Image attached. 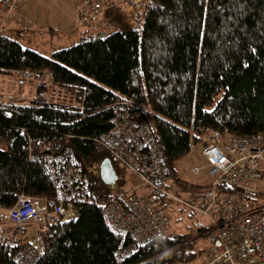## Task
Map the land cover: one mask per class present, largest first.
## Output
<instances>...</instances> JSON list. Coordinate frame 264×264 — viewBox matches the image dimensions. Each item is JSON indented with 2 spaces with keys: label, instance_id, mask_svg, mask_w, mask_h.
<instances>
[{
  "label": "trees",
  "instance_id": "16d2710c",
  "mask_svg": "<svg viewBox=\"0 0 264 264\" xmlns=\"http://www.w3.org/2000/svg\"><path fill=\"white\" fill-rule=\"evenodd\" d=\"M127 17L129 27L122 29L117 21ZM104 22V32L83 29L77 41L57 46L50 56L21 42L25 27L0 32V72H44L60 92L50 101L0 97V208L6 211L21 192L55 197L46 155L68 145L91 185V201L77 218L49 223L44 250L31 264H119L121 236L103 218L112 191L99 163L110 157L117 173L123 170L96 139L110 128L118 102L151 115L171 169L167 186L190 200L211 182L176 175L174 162L193 141L203 146L221 135L264 134V0H148L140 13L116 10ZM45 87L39 84L37 91ZM168 210L172 222L197 215L172 203ZM202 221L195 217L188 231L154 240L122 263L169 249L153 261L198 258L203 264L204 247L193 236ZM27 224L10 223L17 242L10 248L0 242V264H19L15 256Z\"/></svg>",
  "mask_w": 264,
  "mask_h": 264
},
{
  "label": "built area",
  "instance_id": "2783aa9c",
  "mask_svg": "<svg viewBox=\"0 0 264 264\" xmlns=\"http://www.w3.org/2000/svg\"><path fill=\"white\" fill-rule=\"evenodd\" d=\"M22 0H0V29L14 19L30 22L19 11ZM148 0H83L80 20L85 31L104 32L109 12L140 13ZM25 78L45 77L44 72L21 70ZM38 98L48 101L47 91ZM97 141L122 168L136 178L137 192L109 185L112 196L105 202L103 218L121 236L117 248L119 264L161 237L176 234L169 217V203L188 207L203 220L199 230H207L203 264H264V134L226 135L208 139L202 154L212 175L210 184L184 197L169 186L171 169L157 142L151 115L134 103L120 101L113 107L110 128ZM47 169L55 177V197H33L18 193L12 206L0 212V242L10 248L17 234L10 223L37 224L35 233L25 237L15 256L19 264H31L44 250L43 235L57 218L75 219L83 203L91 201L89 176L71 146L46 155ZM194 171H198L194 168ZM168 203V204H167ZM129 238L125 241L126 238ZM169 249L125 264H172L153 259Z\"/></svg>",
  "mask_w": 264,
  "mask_h": 264
},
{
  "label": "rangeland",
  "instance_id": "374dc122",
  "mask_svg": "<svg viewBox=\"0 0 264 264\" xmlns=\"http://www.w3.org/2000/svg\"><path fill=\"white\" fill-rule=\"evenodd\" d=\"M82 3L83 0H37L35 3L36 5L33 7V10L37 12L36 16L33 15V17L31 15V17L26 15L27 13L22 14L23 17L29 18L30 22H19L17 19H14L9 24L16 23L19 27H26V29L30 31L29 35L21 38L19 37L21 42L25 46H29L44 55L50 56L53 49L59 46V44L70 45L79 39V32L81 33L84 29L79 16ZM32 21L33 23H31ZM129 21V17H127V19L122 18L117 22H119L122 29H127L130 24ZM37 24L41 25L33 26ZM104 25L108 27L109 24ZM72 28H74V30L71 32ZM8 30L7 28L0 29V32L8 34L10 32ZM55 45L56 47H54ZM49 82L50 80L47 75L38 80L37 77L25 78L21 76L19 72H17V74L0 72V97L26 100L33 98L35 100L44 101L38 98L39 91H37L38 85L43 83V85L46 86L44 89L47 91L48 101L55 100L56 97L60 95V92L50 86ZM223 137V135L219 136L218 142H220ZM206 138H209V135H207ZM201 149L202 142L193 141L189 152L174 162V168L178 177L195 184H208L212 180V175L208 171V166ZM261 164L264 166V161H262ZM97 168V165H94L91 169L96 171ZM194 168H197L198 171L195 172ZM96 172L98 173V171ZM123 174V171L118 173L119 186L124 185V178L128 181L127 185L136 183V179L131 173L126 172L124 177ZM144 190L145 189L142 188L141 191ZM1 211H3V208H0V212ZM197 216L198 214L195 215V217ZM182 217H184L182 221H171L173 227L179 232L188 231L187 224L189 223L190 225L192 219H195V217L189 218L184 215H182ZM27 225V234L32 236L37 229V225L35 223L33 225H31V223ZM193 229H195V232L198 231L195 226H193ZM207 232V230L202 232L199 230V234L193 235L196 237L195 239H197V243L199 244L198 248L204 247L203 243L207 239L205 238ZM199 263L200 260L197 258L185 264Z\"/></svg>",
  "mask_w": 264,
  "mask_h": 264
},
{
  "label": "crops",
  "instance_id": "0c3cea01",
  "mask_svg": "<svg viewBox=\"0 0 264 264\" xmlns=\"http://www.w3.org/2000/svg\"><path fill=\"white\" fill-rule=\"evenodd\" d=\"M36 1L37 0H22L21 1V5H20V8H19V11H20V13L21 14H23V13H27L26 15H29V16H36V14H37V12L36 11H34L33 10V7H34V5H36L35 3H36ZM26 11V12H25ZM31 16V17H32ZM33 16V17H34ZM31 23H33V21L31 22ZM18 24H16V23H11V24H8V25H6L3 29H9L8 31H11V30H14V29H16V28H18L19 26H17ZM40 26L41 24H37V25H33V26ZM74 30V28H72V30H71V32ZM85 30V29H84ZM29 30L28 29H26V27H25V36L26 35H29ZM79 34H80V32H79ZM80 36V35H79ZM62 44H59V46H61ZM54 47H56V45L54 46ZM206 164H207V162H206ZM208 166V165H207ZM125 173L126 172H124V174H123V177L125 176ZM132 174V173H131ZM132 176H134L133 174H132ZM135 178V177H134ZM136 179V178H135ZM128 184V181H127V179H125L124 178V185L122 186V187H125V188H128V189H131V190H135V191H137V192H141V190H142V188L141 187H139V186H136L137 184L135 183V184H132V183H130L129 185H127ZM31 223V225H33L34 224V222H30ZM30 223H28V224H30ZM36 224V223H35ZM37 225V224H36ZM27 226L28 225H26L25 226V230H24V232H23V236L24 237H26V236H31V235H28L27 234ZM36 231V230H35ZM35 231H34V233H35ZM33 235V234H32Z\"/></svg>",
  "mask_w": 264,
  "mask_h": 264
},
{
  "label": "water",
  "instance_id": "95a60500",
  "mask_svg": "<svg viewBox=\"0 0 264 264\" xmlns=\"http://www.w3.org/2000/svg\"><path fill=\"white\" fill-rule=\"evenodd\" d=\"M99 175L106 184H114L118 179V173L110 157H104L99 163Z\"/></svg>",
  "mask_w": 264,
  "mask_h": 264
}]
</instances>
